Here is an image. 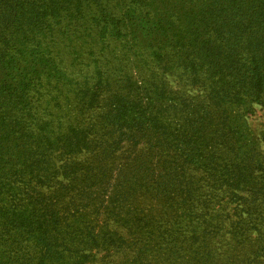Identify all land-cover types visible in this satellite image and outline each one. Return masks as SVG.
Segmentation results:
<instances>
[{"label":"trees","instance_id":"16d2710c","mask_svg":"<svg viewBox=\"0 0 264 264\" xmlns=\"http://www.w3.org/2000/svg\"><path fill=\"white\" fill-rule=\"evenodd\" d=\"M110 1L0 0V264H83L94 249H118L89 224L72 226L89 205L100 214L98 204L123 214L138 249L146 237L171 254L187 250L174 258L191 263L244 264L250 255L264 264V133L243 114L264 105V0H115V10ZM89 4L102 50L110 40L149 49L157 67L201 85L202 102L164 81L113 82L98 71L94 85L73 88L75 117H46L50 102L61 107L59 83H73L47 55L52 22L81 19ZM124 145L149 153L126 170ZM140 196L157 218L137 207Z\"/></svg>","mask_w":264,"mask_h":264},{"label":"rangeland","instance_id":"374dc122","mask_svg":"<svg viewBox=\"0 0 264 264\" xmlns=\"http://www.w3.org/2000/svg\"><path fill=\"white\" fill-rule=\"evenodd\" d=\"M114 4L115 0L110 1L107 6L110 7V10L111 8L115 10L113 7ZM117 10H119V15L124 12L120 8ZM94 11L95 8L92 7L91 4L85 5L83 11L84 17H81V19L68 20L64 17L59 19L60 21L57 24L52 22L54 29L52 33L47 36L45 41L47 55H49L53 59V62H55V67L61 72L63 81L72 80L73 83H59L62 90L61 93H59L61 107L55 105L54 102H50V105L48 104L49 106H47L45 112L44 109L42 111L46 117H54L57 119V116H61V121H65L69 117H75L79 111L76 109L73 88H75V85H94L98 71L101 72L103 78H106L107 76L113 82L122 80L126 75L130 76L133 80L137 79L139 84H143L144 86H147L148 83L151 82L164 81L167 83V87L170 88L171 93L177 92L181 98H186L187 101H190L191 105H196L202 102L201 100L203 99L202 94H204V90L201 88V85L193 84L187 78L181 77V74H183L181 70L171 71L157 67V65H155L156 61L153 60V62L150 60L151 58L148 55L149 49L146 50V48L141 46L138 47L139 49L136 53L132 51L129 52L125 46L120 44V42L110 40V46L102 50L101 44L92 40L93 31L90 23ZM182 21H187V16H185ZM182 28L184 31L185 27ZM69 98L70 101H68ZM207 102L208 101H206L205 104H207ZM234 114L235 113H231L232 117H234ZM243 114L247 126L255 135L260 136L264 133V105L253 103L249 111L243 112ZM45 116L43 115L44 118H46ZM229 121L232 125L235 123L232 119ZM128 148L129 146L124 145V148L120 150V158L118 161L121 164V168H125L126 170L133 168L130 164L136 161L142 162V160H144L143 156L149 153L148 150H142L141 147L137 148L135 151L127 150ZM156 160L157 157H155V159L151 158L147 160V171L145 172L144 177L145 180H151L154 177L151 174V171L156 168L154 165ZM41 190L42 192H46V189L44 188ZM69 191L72 192V195L76 194L73 189H70ZM47 194L48 192L45 193V195ZM102 196L105 198V194H102ZM82 200L83 203L88 202L85 198ZM153 204V200L144 196H140L136 199L137 207L143 208L144 212L150 211L152 213L151 216L157 218L160 214V210L153 207L155 206ZM233 205L234 203H230L229 207H232ZM214 206L216 207V205ZM98 207L100 214L98 213L97 215L91 209L93 207L89 205L87 213L83 215V221L77 222L75 225L73 221L72 226L84 227L89 224L91 229L96 228L93 234H96L99 240L105 239L106 241L113 242L118 246V249L111 250L110 252H106L103 249H94L90 252L89 257L85 259L83 264H199L198 262L191 263L190 261L185 260L187 259V256H189L187 250L180 248L177 249L175 246V251L171 254L165 251V245L158 247V245L153 244L151 240L146 237H143L141 241H137L139 247H143L142 249L133 247L131 244H128V242L133 240V237L126 222L121 219L123 214L119 213L121 214V217L117 218L116 215L118 213H116V208H114L112 214H109V210L106 209L105 212V207H102L100 204H98ZM113 207H116V205ZM212 208L213 207H210L206 211L209 212V214L215 213V209ZM136 211L140 213L138 209H136ZM214 220L215 219H213L212 222H214ZM154 223L158 225V222ZM97 226H100L101 229H98ZM88 235L91 236L90 233H88ZM170 237H175L176 240L178 239L174 233L171 234ZM171 238H166V242ZM181 239L182 238H179V240ZM77 240L81 243H85L89 241V236L84 233ZM138 251L142 252L140 256L142 260L136 259ZM177 251L181 255L184 254L185 259H178L181 258L180 255L177 258H174ZM84 252L88 253L89 251L85 250ZM251 262L252 256L250 255L247 259H244V264H251ZM223 263L224 261L218 262V264Z\"/></svg>","mask_w":264,"mask_h":264}]
</instances>
